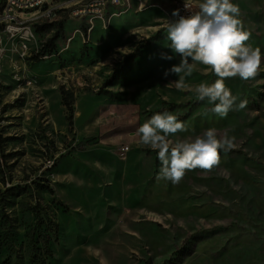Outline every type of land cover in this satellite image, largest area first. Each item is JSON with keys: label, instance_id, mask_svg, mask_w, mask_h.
Returning a JSON list of instances; mask_svg holds the SVG:
<instances>
[{"label": "rangeland", "instance_id": "rangeland-1", "mask_svg": "<svg viewBox=\"0 0 264 264\" xmlns=\"http://www.w3.org/2000/svg\"><path fill=\"white\" fill-rule=\"evenodd\" d=\"M123 1L93 23L64 4L34 24L26 58L7 46L0 264H264L263 0H231L262 63L253 79L225 80L248 104L223 118L194 91L217 79L210 68L197 63L179 91L169 85L178 77L164 76L180 59L165 30L179 0ZM188 1L196 10L201 2ZM163 111L188 126L172 142L216 128L243 154L220 155L211 171H187L176 185L157 179L156 152L135 132Z\"/></svg>", "mask_w": 264, "mask_h": 264}, {"label": "clouds", "instance_id": "clouds-1", "mask_svg": "<svg viewBox=\"0 0 264 264\" xmlns=\"http://www.w3.org/2000/svg\"><path fill=\"white\" fill-rule=\"evenodd\" d=\"M188 16L167 21L165 30L168 47L179 56V63L164 72L165 78L173 74L178 77L169 83L176 90L188 88L186 78L191 76L195 65L210 68L217 79L212 83L202 82L195 86L200 101L212 105L211 112L226 117L230 111L247 107V99L233 95L225 80L239 77L248 81L257 76L262 63L259 47H252L250 32L240 19V9L231 0H201L198 9ZM119 51V50H118ZM162 59L172 56L161 54ZM191 61V62H190ZM239 101V102H237ZM188 126L170 111L156 112L144 121L135 132L143 145L156 152L160 163L157 179L179 184L187 171L202 169L211 171L220 161V150L235 146V136L218 138L216 128H208L202 134L172 142L169 137L187 132Z\"/></svg>", "mask_w": 264, "mask_h": 264}, {"label": "built area", "instance_id": "built-area-1", "mask_svg": "<svg viewBox=\"0 0 264 264\" xmlns=\"http://www.w3.org/2000/svg\"><path fill=\"white\" fill-rule=\"evenodd\" d=\"M49 0H39V7H32V17L30 19H22L19 14V11H12V8L1 9V0H0V69L3 63L4 58L7 55V46L17 42L19 37H27V39H34L36 37H30V30H35L34 24H36V15L44 14L45 16H50L51 5L48 4ZM85 0H63V5L67 3H73V9L71 10V15H79V18H86L87 13L94 12L96 10H105L106 14L111 7H118V1L120 0H91L87 5L82 6L81 3ZM30 5V0H26ZM264 3V0H263ZM80 4V5H79ZM185 4L189 5V8L193 11L196 10V7L192 2H185V0H179L175 3V11H179L180 16L190 15V11L185 9ZM179 17H174V20ZM97 21H89L93 23ZM27 47L22 48L21 52H18L19 55L25 58V50ZM1 73V72H0ZM1 83V81H0ZM118 155L125 159L128 157L130 152V147L127 145H121L117 149Z\"/></svg>", "mask_w": 264, "mask_h": 264}, {"label": "bare ground", "instance_id": "bare-ground-1", "mask_svg": "<svg viewBox=\"0 0 264 264\" xmlns=\"http://www.w3.org/2000/svg\"><path fill=\"white\" fill-rule=\"evenodd\" d=\"M185 2H191V1L185 0ZM62 5H63V1L55 0L54 3L51 5L50 15L53 11L62 8ZM123 6H124V1L123 0L118 1V7H123ZM32 7H39V0H30V5L29 3L26 2V0H1V9L12 8V11H19L21 9L20 13L22 12L32 13ZM73 16L79 18V15H73ZM106 16L107 14L105 10H96L94 12L86 14V18L89 21H94V19H96L97 21H105ZM43 17L44 14H37L36 22ZM30 37H36L35 30H30ZM34 42H35L34 39H27V37H19V39H17V42L13 43V45L16 46L15 50L17 52H21L22 48L27 47L25 50V58H26Z\"/></svg>", "mask_w": 264, "mask_h": 264}, {"label": "trees", "instance_id": "trees-1", "mask_svg": "<svg viewBox=\"0 0 264 264\" xmlns=\"http://www.w3.org/2000/svg\"><path fill=\"white\" fill-rule=\"evenodd\" d=\"M67 108H68V111L70 113V117H69V120L72 121L73 119V107L72 105L69 103L66 105ZM223 154H226V155H232V154H243L242 150L240 149H230V150H220V155H223ZM189 242V239L186 240L183 245H182V248H180V250L183 249V247Z\"/></svg>", "mask_w": 264, "mask_h": 264}]
</instances>
